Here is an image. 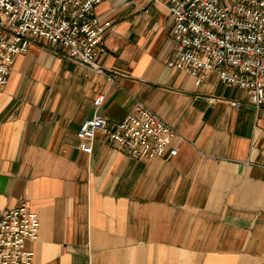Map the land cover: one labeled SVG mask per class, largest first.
Segmentation results:
<instances>
[{
	"label": "crops",
	"instance_id": "1",
	"mask_svg": "<svg viewBox=\"0 0 264 264\" xmlns=\"http://www.w3.org/2000/svg\"><path fill=\"white\" fill-rule=\"evenodd\" d=\"M168 2L95 5L110 22L99 63L114 81L46 40L15 55L0 87V210L37 212L31 264H264V105L215 72L195 85L165 64ZM98 93L109 121L137 103L163 118L182 137L177 153L133 157L99 131L80 151Z\"/></svg>",
	"mask_w": 264,
	"mask_h": 264
},
{
	"label": "built area",
	"instance_id": "2",
	"mask_svg": "<svg viewBox=\"0 0 264 264\" xmlns=\"http://www.w3.org/2000/svg\"><path fill=\"white\" fill-rule=\"evenodd\" d=\"M102 0H0V87L6 83L14 57L32 40H46L59 56L85 64L114 81L99 63L110 25L95 13ZM156 2L158 0H149ZM173 52L165 64L181 70L199 85L210 72L221 82L245 90L255 108L264 105V0H169ZM104 94L92 100L93 112L76 131L77 148L91 153L96 131L133 157H171L175 137H182L163 118L137 103L117 121L100 111ZM213 96L207 98L211 103ZM238 108L239 101L230 100ZM39 217L25 201L0 210V264H31L27 240L37 237Z\"/></svg>",
	"mask_w": 264,
	"mask_h": 264
}]
</instances>
